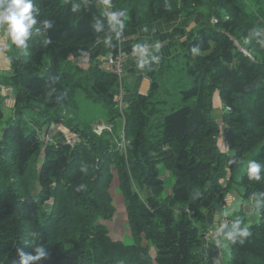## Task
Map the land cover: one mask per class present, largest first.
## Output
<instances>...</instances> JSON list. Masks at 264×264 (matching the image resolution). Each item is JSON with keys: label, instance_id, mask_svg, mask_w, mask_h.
<instances>
[{"label": "trees", "instance_id": "trees-1", "mask_svg": "<svg viewBox=\"0 0 264 264\" xmlns=\"http://www.w3.org/2000/svg\"><path fill=\"white\" fill-rule=\"evenodd\" d=\"M77 1L34 0L40 33L11 47L10 74L0 75L11 87L15 121L0 136V264H21L18 249L36 256L37 246L47 258L28 264H211L201 251L208 228L202 201L210 195L223 203L236 186L253 198V216L239 210L220 235L237 218L251 235L227 241L225 264H264V12L236 0H107L114 23L103 0ZM198 12L203 18L192 32L189 20ZM175 16L182 21L169 37L181 51L130 69L149 79V89H127L120 111L117 78L100 67L119 49L114 29ZM77 91L106 111L111 132L96 134L83 120ZM3 101L0 95V120ZM24 110L64 124L79 141L43 143L39 132L22 129ZM221 134L226 151L218 146ZM250 164L259 166V179L249 177ZM160 169L174 177L167 195ZM114 181L131 242L112 239L102 222L116 211Z\"/></svg>", "mask_w": 264, "mask_h": 264}, {"label": "rangeland", "instance_id": "rangeland-1", "mask_svg": "<svg viewBox=\"0 0 264 264\" xmlns=\"http://www.w3.org/2000/svg\"><path fill=\"white\" fill-rule=\"evenodd\" d=\"M236 1L247 11L260 10L264 12V0H236ZM75 2L78 3L79 1L75 0ZM97 2L99 4H102L98 0ZM101 7L104 15L109 14V16H111L110 10L106 5L105 0H103V4ZM198 16L199 17L202 16L203 18V15L198 12L193 21L192 19L189 20L190 22L188 24L187 29L192 30V32H195L199 28V22L195 23V19ZM112 22L117 23L119 21L112 20ZM260 33L263 35L264 38V27L260 28ZM110 34L111 33L109 31L107 34L103 35L100 40L105 43L108 40ZM126 34L127 33H125V35ZM123 38L124 36L120 34L119 40L122 41ZM7 43H8V38L6 36V32L3 28H0V75H5V76H8L10 74L9 56L12 52V48L6 47ZM177 46L180 48L181 51V47L179 45ZM139 75H143V74H139ZM123 76H124V82L126 88L131 89L133 91L134 89L133 86L136 80L135 78L138 75L132 74L131 72L127 71L126 74L125 73L123 74ZM0 95L4 98L2 104L3 117L0 120V136H1L2 128L8 125L9 123H13L15 121H14V115L11 105L12 103L11 87L7 84L4 85L0 84ZM76 99L78 103V110L84 121L86 117V119L89 120L90 122L98 121L96 124L100 123L101 121L107 122L108 116L104 112V109L101 107V105L94 104L88 101L84 97L83 92H78L76 94ZM167 104L168 106L170 105L172 107H178L179 105L178 102L171 103V101H168ZM213 107H214L215 115L217 116L221 112V104L216 94L213 95ZM19 117L22 119L21 126L25 132L31 129L37 130L41 134L47 132L51 136V143H54L59 139L63 141H68V140L70 141V139L73 136L67 128L58 127L53 121H45L44 118L39 114H36L35 111L24 110L22 115H19ZM115 122L119 123L121 122V119L116 118ZM92 124L93 123H91L90 125ZM219 125H221V123H219ZM218 146L222 151L227 150L223 134L219 136ZM42 159H43V155L40 154L37 157H35V159H33L32 164L35 165L36 167H39ZM241 169L242 167L239 169L238 173L241 171ZM160 177L164 180V191L162 194L167 195L168 193H170V188L174 183L173 174L172 173L169 174L166 170L160 169ZM221 182L222 184H224L223 180ZM110 193L112 196L113 204L116 207V211L110 221H102V222L108 228L109 235L112 239L121 240L124 242H131L132 238L130 237L129 229L126 222L123 199L117 188V184L115 181L111 185ZM223 201H224L223 203L221 202L218 203V201L213 196L210 195H208L202 201L203 209H204L203 212L205 214V220H206V227H208L207 230L209 229L210 230L206 233L205 237L203 238V246L201 248V251L204 254H206L207 247L212 250L210 254L214 258H217V259H211L212 264H225V262L228 259L227 241L223 240V235H220L219 238L217 239V235H218L217 226L223 224L222 222L225 221L227 224V218L238 217L236 212H238L239 210L243 211L244 217L248 220H251V217L253 216V212H252L253 198L243 197L242 193H239L237 186L235 190L232 189L227 195L224 196ZM226 213L229 214L226 215ZM251 222L252 221H249L248 224ZM221 242L225 243L227 245V248L221 247L220 246ZM219 255L221 256V260H222L221 262H219L220 260H218Z\"/></svg>", "mask_w": 264, "mask_h": 264}, {"label": "crops", "instance_id": "crops-1", "mask_svg": "<svg viewBox=\"0 0 264 264\" xmlns=\"http://www.w3.org/2000/svg\"><path fill=\"white\" fill-rule=\"evenodd\" d=\"M181 21L182 18L180 16H175L164 18L154 23L145 24L140 27L116 28V34H122L124 36L122 41L118 39L120 47L123 48L125 46H132V52L127 55L125 60L126 70L131 72L130 69L136 68L137 66L151 61L154 58H167L174 52L179 51L180 48L176 45L174 46V43L169 37V33L171 29L179 22L181 23ZM183 22L185 23L186 21L183 20ZM125 33H127V36ZM81 63L86 64V62L83 60L80 62V64ZM137 75L138 76L135 78L136 80L133 86V91L145 94L149 89V79L144 74ZM78 92L81 91H77L76 94ZM104 112L106 113L105 110ZM85 121L90 122L86 119V117ZM211 251L212 250L207 247L206 258L210 263L211 259H217L210 254ZM218 260L221 261L220 255L218 256Z\"/></svg>", "mask_w": 264, "mask_h": 264}, {"label": "clouds", "instance_id": "clouds-1", "mask_svg": "<svg viewBox=\"0 0 264 264\" xmlns=\"http://www.w3.org/2000/svg\"><path fill=\"white\" fill-rule=\"evenodd\" d=\"M107 3V0H105ZM39 12L34 0H0V28H3L8 38L7 48H11L13 45L17 47H23L25 40L30 38L35 30L36 34L40 33L38 28H35L38 21L35 14ZM115 14H111L110 19L115 20ZM43 24L48 27V21H43ZM49 42V41H48ZM264 43V42H262ZM249 177H255L259 179L258 172L259 166L256 164H250ZM229 213H226L228 215ZM241 220L237 218L230 226V230L223 233L224 241L242 242L243 238L251 235L248 226L241 227ZM223 227H229L224 225ZM221 247L227 248V245L223 242L220 243ZM42 246L36 247V256H31L23 253L18 249V253L21 256V264H28L29 260H38L41 256H45ZM47 258V256H45Z\"/></svg>", "mask_w": 264, "mask_h": 264}, {"label": "built area", "instance_id": "built-area-1", "mask_svg": "<svg viewBox=\"0 0 264 264\" xmlns=\"http://www.w3.org/2000/svg\"><path fill=\"white\" fill-rule=\"evenodd\" d=\"M106 17L110 20L109 14H106ZM126 55L121 50H118L116 53H110L107 55L106 59L101 62V68L108 70L112 73H114L117 76L118 79V92L115 96L114 100L117 102V107L119 109L122 108L124 105V97H125V89L123 86L124 76V63H125ZM109 130L110 127L105 124H97L94 126V132L97 134L101 133L103 130ZM41 141L44 143L51 141V136L49 133H44L39 136ZM78 136H74V138L71 140V142L77 141Z\"/></svg>", "mask_w": 264, "mask_h": 264}]
</instances>
